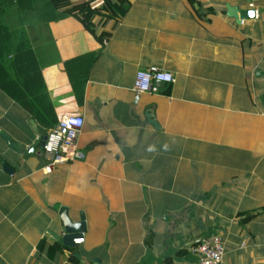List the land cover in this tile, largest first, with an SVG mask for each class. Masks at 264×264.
I'll return each instance as SVG.
<instances>
[{"label":"crops","instance_id":"1","mask_svg":"<svg viewBox=\"0 0 264 264\" xmlns=\"http://www.w3.org/2000/svg\"><path fill=\"white\" fill-rule=\"evenodd\" d=\"M72 18L25 22L57 119L85 118L86 156L46 172L43 146L24 158L0 134V264H186L214 233L224 264H264V212L242 220L264 205V0H128L96 44ZM99 49L80 104L65 60ZM152 65L176 81L137 93ZM0 129L27 147L49 131L1 87ZM62 206L85 215L77 247L50 232Z\"/></svg>","mask_w":264,"mask_h":264},{"label":"trees","instance_id":"2","mask_svg":"<svg viewBox=\"0 0 264 264\" xmlns=\"http://www.w3.org/2000/svg\"><path fill=\"white\" fill-rule=\"evenodd\" d=\"M128 0H0V87L22 104L35 118L49 127L58 123L56 111L37 55L28 35L25 19L51 22L73 17L97 41L104 43L126 11ZM101 49L86 51L65 60V68L78 103L85 99L86 84ZM264 212V205L243 214L246 221ZM43 248L45 240L39 243ZM51 256L65 257V248L54 240L47 247ZM78 260L75 252L70 253Z\"/></svg>","mask_w":264,"mask_h":264},{"label":"built area","instance_id":"3","mask_svg":"<svg viewBox=\"0 0 264 264\" xmlns=\"http://www.w3.org/2000/svg\"><path fill=\"white\" fill-rule=\"evenodd\" d=\"M262 57L264 59V41ZM175 81L176 74L172 70L155 65L147 66L137 71L134 90L142 93L151 90L155 83ZM84 122L82 114L65 115L47 132L43 146L45 156L49 159L45 166L46 172H51L59 163L85 158L86 154L79 148L78 142ZM190 248L197 255V260L186 264H224L225 240L220 233L202 236Z\"/></svg>","mask_w":264,"mask_h":264},{"label":"water","instance_id":"4","mask_svg":"<svg viewBox=\"0 0 264 264\" xmlns=\"http://www.w3.org/2000/svg\"><path fill=\"white\" fill-rule=\"evenodd\" d=\"M152 122L156 125L159 126L158 122L152 119ZM0 134L4 137V139L7 141L8 145L10 148L21 154L24 158L29 157L30 155H34L37 151V147L44 146L46 139H47V133L39 136L37 139H35L31 145L28 147L24 144L23 141L21 140H16L13 138V136L8 133L4 129H0ZM4 167L6 170L13 172L14 167L12 164L8 161H4ZM61 217L64 222L65 226V233L63 234H57L54 231H50L52 234H54L57 238L63 240V242L70 246V247H77L80 243L83 242L84 240V232L86 231V219L85 215H81V220L80 221H73V219L70 217L68 213V209L66 206H62L60 210ZM99 263V260H95V263Z\"/></svg>","mask_w":264,"mask_h":264},{"label":"clouds","instance_id":"5","mask_svg":"<svg viewBox=\"0 0 264 264\" xmlns=\"http://www.w3.org/2000/svg\"><path fill=\"white\" fill-rule=\"evenodd\" d=\"M168 145L167 144H164L163 145V148L165 149V150H167L168 149ZM148 151L149 152H155L156 151V146L155 145H150L149 147H148Z\"/></svg>","mask_w":264,"mask_h":264},{"label":"rangeland","instance_id":"6","mask_svg":"<svg viewBox=\"0 0 264 264\" xmlns=\"http://www.w3.org/2000/svg\"><path fill=\"white\" fill-rule=\"evenodd\" d=\"M71 17V16H70ZM72 18V17H71ZM72 19H74V18H72ZM75 20V19H74ZM75 21H77V20H75ZM78 22V21H77ZM79 23V22H78ZM85 33H89L88 31H86ZM90 34V33H89ZM90 38L92 39V41H94L95 42V44L96 43H99L97 40H95V38L90 34ZM85 41H86V37H85Z\"/></svg>","mask_w":264,"mask_h":264},{"label":"snow or ice","instance_id":"7","mask_svg":"<svg viewBox=\"0 0 264 264\" xmlns=\"http://www.w3.org/2000/svg\"><path fill=\"white\" fill-rule=\"evenodd\" d=\"M251 14V13H250Z\"/></svg>","mask_w":264,"mask_h":264}]
</instances>
